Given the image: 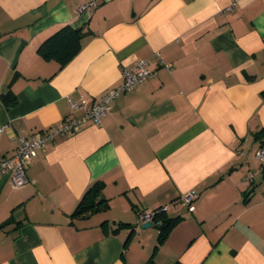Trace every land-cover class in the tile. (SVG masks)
<instances>
[{"label": "crops", "instance_id": "0c3cea01", "mask_svg": "<svg viewBox=\"0 0 264 264\" xmlns=\"http://www.w3.org/2000/svg\"><path fill=\"white\" fill-rule=\"evenodd\" d=\"M86 1L0 0V158L18 136L82 117L125 65L147 59L155 72L120 91L100 124L87 117L38 148L30 182L0 175V264H264L253 135L264 126V0H96L79 11ZM64 25L81 29L80 48L60 66L38 48ZM95 181L108 206L74 214ZM163 204L179 219L154 247L158 228L137 213Z\"/></svg>", "mask_w": 264, "mask_h": 264}, {"label": "built area", "instance_id": "2783aa9c", "mask_svg": "<svg viewBox=\"0 0 264 264\" xmlns=\"http://www.w3.org/2000/svg\"><path fill=\"white\" fill-rule=\"evenodd\" d=\"M234 1L230 3L228 8H233ZM96 5V0H88L78 5V10L84 9L92 10ZM159 61L162 62L159 52L155 51L154 54ZM148 60L136 61L132 64L125 65L122 69V82L103 93L99 101L93 103L88 108L85 114L80 118H68L63 120L59 125L51 127L50 129H44L34 133L32 136L20 135L17 137V145L14 153L10 157L0 158V175L8 173L10 175V182L12 187H20L30 182L25 173L27 163L36 154L38 148L42 147L46 141L52 139L55 135L68 133L76 130L81 121L87 117H90L96 124L101 123V119L106 115L111 107V102L118 95L120 91L128 90L134 87L139 82L150 77L154 74V70L147 66ZM165 66L169 68V64L165 63ZM82 102V101H81ZM71 105L77 107L79 105L84 106L83 103H77L72 101ZM255 157L259 160L260 170L264 172V146H259L255 150ZM252 174L245 176V181H250ZM194 191H189L181 196V201L187 205L188 210H193L194 205L192 201L196 197ZM168 209V204L159 205L153 209L138 211V222L146 223L153 221L154 216L157 213L165 212Z\"/></svg>", "mask_w": 264, "mask_h": 264}, {"label": "trees", "instance_id": "16d2710c", "mask_svg": "<svg viewBox=\"0 0 264 264\" xmlns=\"http://www.w3.org/2000/svg\"><path fill=\"white\" fill-rule=\"evenodd\" d=\"M81 29L79 27H71L64 25L55 33L44 40L38 48V51L44 58H53L58 61L60 66L68 62L80 48ZM260 94L264 97V89ZM3 94L2 96H4ZM6 106L15 102V98L8 95L3 97ZM254 137L259 140L260 146H264V126L260 127L254 132ZM101 185L95 181L90 185L81 197L78 205L74 210V214H83L85 212L95 211L97 209H105L108 206L104 198H100ZM102 204V205H101ZM179 216L166 217L165 212L157 213L152 221V225L158 228L157 241L154 247L161 244L167 237L172 227L177 223ZM151 261V259H149ZM173 264H182L181 262H174Z\"/></svg>", "mask_w": 264, "mask_h": 264}, {"label": "water", "instance_id": "95a60500", "mask_svg": "<svg viewBox=\"0 0 264 264\" xmlns=\"http://www.w3.org/2000/svg\"><path fill=\"white\" fill-rule=\"evenodd\" d=\"M151 224V222H146L144 223V226H149Z\"/></svg>", "mask_w": 264, "mask_h": 264}]
</instances>
